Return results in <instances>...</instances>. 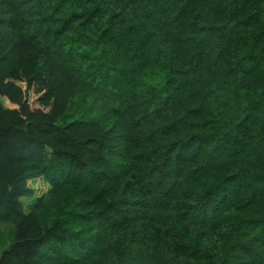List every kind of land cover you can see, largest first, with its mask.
Returning a JSON list of instances; mask_svg holds the SVG:
<instances>
[{"label": "trees", "instance_id": "trees-1", "mask_svg": "<svg viewBox=\"0 0 264 264\" xmlns=\"http://www.w3.org/2000/svg\"><path fill=\"white\" fill-rule=\"evenodd\" d=\"M2 223L0 264H264V0H0Z\"/></svg>", "mask_w": 264, "mask_h": 264}, {"label": "rangeland", "instance_id": "rangeland-1", "mask_svg": "<svg viewBox=\"0 0 264 264\" xmlns=\"http://www.w3.org/2000/svg\"><path fill=\"white\" fill-rule=\"evenodd\" d=\"M30 102L35 103V97L30 95ZM30 187H34L33 190L35 195H41L48 189V185L40 180L34 183H29ZM34 202V197L22 198L21 203L24 206V212H29L32 209V204ZM14 241V227L12 223H2L0 224V255L3 251L7 250Z\"/></svg>", "mask_w": 264, "mask_h": 264}]
</instances>
